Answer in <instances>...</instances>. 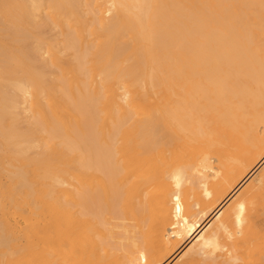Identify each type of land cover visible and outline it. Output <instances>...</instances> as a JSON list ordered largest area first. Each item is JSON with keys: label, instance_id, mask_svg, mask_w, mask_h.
Segmentation results:
<instances>
[{"label": "bare ground", "instance_id": "1", "mask_svg": "<svg viewBox=\"0 0 264 264\" xmlns=\"http://www.w3.org/2000/svg\"><path fill=\"white\" fill-rule=\"evenodd\" d=\"M263 202L264 0H0V264H264Z\"/></svg>", "mask_w": 264, "mask_h": 264}, {"label": "rangeland", "instance_id": "2", "mask_svg": "<svg viewBox=\"0 0 264 264\" xmlns=\"http://www.w3.org/2000/svg\"><path fill=\"white\" fill-rule=\"evenodd\" d=\"M45 27H46V29H44V30H45L44 32L47 33L46 35H47L48 37H50L51 35L53 36V34L56 35L57 32L59 31L58 28H57V29L55 28V30H54V28H53V31H50V30H52L51 25H50V28H48L49 25H47V26H45ZM45 27H44V28H45ZM47 28H48V29H47ZM47 30L51 33V34L49 33L50 35L48 34V31H47ZM54 31H55V32H54ZM53 32H54V33H53ZM67 53H69V54H67ZM67 53L65 52L64 57H65V58H69V59H71V57H70L71 53H70V52H67ZM52 68H53V67H52ZM52 68H51V66H50L49 69H47V70H49V71H48V75L52 74V72L54 73V75L57 73V72H56V71H57L56 67L53 68L54 70H53ZM50 69H52V70H50ZM55 69H56V70H55ZM50 76H51V75H50ZM51 77H53V74H52ZM24 115H26L27 117H26V118H22L24 121H22V119L20 120V122H19V126L22 127V126L24 125V127H26V128H23V127H22V128L20 127V128L23 129V130H24V129L27 130L28 125H29L28 122H31V120H29V118H28V115H29L28 113H27V114L25 113ZM30 119H31V118H30ZM26 120H27V121H26ZM23 122H25V124H24ZM26 122L28 123V125L26 124ZM22 123H23V124H22ZM33 148H34V147H33ZM33 148L31 149L32 151L30 150V153H33V152H34V151H33ZM35 149H36V148H35ZM35 149H34V150H35ZM260 205H261V204H260ZM263 205H264V202L262 203V205H261L260 207H263V208H264ZM175 260H176V259H175ZM175 260H173L175 263L172 262V264H177V261H175Z\"/></svg>", "mask_w": 264, "mask_h": 264}]
</instances>
